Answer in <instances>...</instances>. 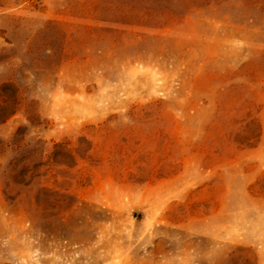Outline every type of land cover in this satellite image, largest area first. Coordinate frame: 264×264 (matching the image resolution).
<instances>
[{
	"label": "rangeland",
	"instance_id": "obj_1",
	"mask_svg": "<svg viewBox=\"0 0 264 264\" xmlns=\"http://www.w3.org/2000/svg\"><path fill=\"white\" fill-rule=\"evenodd\" d=\"M0 264H264V0H0Z\"/></svg>",
	"mask_w": 264,
	"mask_h": 264
}]
</instances>
